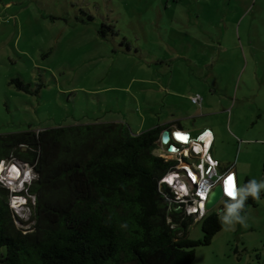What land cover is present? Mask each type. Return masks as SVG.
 Segmentation results:
<instances>
[{
  "label": "rangeland",
  "instance_id": "1",
  "mask_svg": "<svg viewBox=\"0 0 264 264\" xmlns=\"http://www.w3.org/2000/svg\"><path fill=\"white\" fill-rule=\"evenodd\" d=\"M173 119L193 137L219 122L239 141L224 155L238 188L247 174L264 181V0H0V133L106 121L139 133ZM158 143L162 156L179 157ZM2 162L0 184L27 194L32 166L17 162L15 180ZM176 181V196L191 198ZM12 196L17 224L31 229L33 206ZM256 200L244 225L197 245L192 264H264V189ZM197 218L192 239L203 234Z\"/></svg>",
  "mask_w": 264,
  "mask_h": 264
},
{
  "label": "trees",
  "instance_id": "2",
  "mask_svg": "<svg viewBox=\"0 0 264 264\" xmlns=\"http://www.w3.org/2000/svg\"><path fill=\"white\" fill-rule=\"evenodd\" d=\"M165 128L132 133L106 121L0 133V162L23 161L36 174L29 192L21 191L33 206L31 229L17 224L25 221L9 203L15 193L0 184V261L192 264L195 247L210 244L223 225L219 213L206 212L202 236L190 238L195 213L161 182L178 163L158 151Z\"/></svg>",
  "mask_w": 264,
  "mask_h": 264
},
{
  "label": "built area",
  "instance_id": "3",
  "mask_svg": "<svg viewBox=\"0 0 264 264\" xmlns=\"http://www.w3.org/2000/svg\"><path fill=\"white\" fill-rule=\"evenodd\" d=\"M194 103H198L201 101V97L199 95L192 96ZM208 131L211 132L210 128L204 129L195 137H191L190 143L187 145H181L178 147L176 144V140L172 137L169 143H175L177 145V150L169 151V152H176L179 157L177 158L178 162L181 161L185 156H196L199 154H204L206 151L210 149V146L213 141V133L209 136ZM166 145L162 146H167ZM207 159L205 161H201L200 163L192 164V162L186 161L183 163L181 168H177V166L171 169L164 177L161 179V182L169 181L167 176L169 174H174L175 177L181 178L182 183L180 186L182 187L183 184L187 186L190 185L192 188V197L189 198L187 196H176V201L186 202L188 199L190 201L191 207H193L192 212L197 211V204L204 203L206 201L208 193L211 187L218 181L223 180L226 174H218L217 172V165L218 161L213 160L209 154H207ZM170 186V185H169ZM14 189V188H12ZM181 191V190H180ZM189 194V192H187ZM178 194V192H175ZM194 202V205H192ZM201 207V205H200ZM205 208V205H203ZM202 208V207H201Z\"/></svg>",
  "mask_w": 264,
  "mask_h": 264
},
{
  "label": "crops",
  "instance_id": "4",
  "mask_svg": "<svg viewBox=\"0 0 264 264\" xmlns=\"http://www.w3.org/2000/svg\"><path fill=\"white\" fill-rule=\"evenodd\" d=\"M192 96L194 94H191ZM191 102H194L193 99L191 98ZM196 104V103H195ZM160 125H169V128L173 130H188L184 128V126L182 125V123L180 121H178L177 119H173L170 120L168 122H163V123H158ZM157 125V124H156ZM155 126V125H154ZM200 130L197 133V135L202 132L204 129L206 128H210L211 132L214 134L213 135V141L212 144L210 146V149L208 151H206V153L204 154H199L196 156H191L192 159L187 158H183L181 161H179L176 166L177 168H181L183 163L186 162L187 160H189L190 162H192V164H197L200 163L202 160L205 161L207 159V154H209V156L215 161H218V165H217V172L218 174H227L229 171H234L235 168H231V166H227V162L225 160V153L230 151H236L237 146L235 145L234 142L239 143L236 134H233L232 132H228V130H226V127L222 126L219 122H204L202 123L199 127ZM228 137V139L226 140V138H223V136ZM238 141V142H237ZM240 141H242V143H244V139L240 138ZM221 142H223V145L221 146ZM227 143H231L233 145V147H230ZM241 146L238 147V150L240 149ZM234 169V170H233ZM236 174V173H235ZM237 177V174H236ZM239 177V176H238ZM251 178L248 174L245 175L244 179H248ZM253 179V178H251ZM192 205H194V202H192ZM195 206V205H194ZM193 209V207H191ZM212 210V209H211ZM210 210V211H211ZM210 211H208L207 209H205L203 206L201 209H198L195 213L198 214V220L207 212L209 213Z\"/></svg>",
  "mask_w": 264,
  "mask_h": 264
},
{
  "label": "clouds",
  "instance_id": "5",
  "mask_svg": "<svg viewBox=\"0 0 264 264\" xmlns=\"http://www.w3.org/2000/svg\"><path fill=\"white\" fill-rule=\"evenodd\" d=\"M171 131H172V129H171ZM175 131L177 132V131H187V132H189V140H188V142H186V143H183V142H180L177 138H176V136H175ZM190 131H188V130H182V129H179V130H173L172 131V137L176 140V142L178 143V144H180V145H187L188 143H190V141H191V137H190ZM170 145H174V146H176V149L175 150H177V145L175 144V143H169L168 145H167V148H168V151H173V150H171L170 149ZM12 166H15V165H11V166H8V169H7V173H8V176H9V178L10 179H15V180H19L20 178H21V176H22V172H23V169L20 167V171H21V173H19L18 174V176L17 177H15L14 178V176H12V174H11V171H10V168L12 167ZM16 168H18L19 169V167L18 166H15ZM229 172H233L234 173V175H235V179H236V184L238 183V181H237V177H236V174H235V172L234 171H229ZM228 172V173H229ZM1 173V172H0ZM228 173L224 176V180L226 181V176L228 175ZM171 175H173V174H169L168 176H167V178H169ZM177 178V177H176ZM28 180V178H25L24 180H23V182L25 181H27ZM167 183H168V185H170V186H172V184H174L173 182L171 183L170 181H167ZM238 186V185H237ZM236 186V188H235V193H234V195H227L226 193H225V189H224V193H225V195L226 196H228V197H230L231 198V201H234V202H232V203H229L228 205H227V210H226V213H224V214H220V221H221V223H222V225H227V226H232V225H234L235 223H239V224H241V225H244L245 223H246V215H241V212H242V210L244 209V207H245V201L247 200V198L250 196V197H252L254 200H256V199H259L260 198V192H261V190L262 189H264V181H257L256 179H251V180H249L248 181V183L246 184V185H244L243 187H237ZM21 191H22V189H20V188H17V189H15V195H13L12 196V200H14V199H19V198H22L23 199V203H26L27 202V199H26V197H25V194H23V193H21ZM185 195H189L188 193H185ZM12 200H11V202H12ZM16 202H19V201H17V200H15ZM23 203H21V204H23ZM20 205V204H19ZM13 206H15V205H13ZM199 208H197V210H198ZM206 209V208H205ZM196 212V211H195ZM195 212H191V213H195Z\"/></svg>",
  "mask_w": 264,
  "mask_h": 264
},
{
  "label": "water",
  "instance_id": "6",
  "mask_svg": "<svg viewBox=\"0 0 264 264\" xmlns=\"http://www.w3.org/2000/svg\"><path fill=\"white\" fill-rule=\"evenodd\" d=\"M208 134L209 136L212 135L211 132L208 131ZM172 138V131L170 128H165L163 131H162V134H160V140H161V143L162 145H166L167 143L170 142ZM26 148V145L22 146V149H25ZM4 164L6 163V161L3 162ZM9 165H15V166H18L17 165V162L16 161H12V162H8L5 164V167ZM225 180H220L218 182H216L210 189L209 193H208V196H207V199L206 201H204V205H205V208L210 211L218 202H220L221 199L223 198H226L228 200H231L230 197L226 196L225 193H224V189H225ZM238 185V183H237ZM197 208H201L199 204H197Z\"/></svg>",
  "mask_w": 264,
  "mask_h": 264
},
{
  "label": "bare ground",
  "instance_id": "7",
  "mask_svg": "<svg viewBox=\"0 0 264 264\" xmlns=\"http://www.w3.org/2000/svg\"><path fill=\"white\" fill-rule=\"evenodd\" d=\"M3 163V162H2ZM8 166L9 165H7L5 168H8ZM11 169H12V171L11 172H14L17 176H18V174H19V172L21 173V171H20V169H18V168H16L15 166H12L11 167ZM8 172V171H7ZM15 175V176H16ZM177 180V178L175 177V175L173 174V175H171L169 178H168V180L172 183H175L176 184V180ZM179 187V190H181L182 188H184L185 189V191H186V189H188V186L186 185V184H183V186L181 187L180 185L178 186ZM21 199L22 198H19L18 200H19V203L18 204H21ZM17 200V201H18ZM23 200V199H22ZM17 205V204H16ZM201 207L204 205V203L203 202H201ZM19 206V205H18ZM199 209H201V208H199Z\"/></svg>",
  "mask_w": 264,
  "mask_h": 264
},
{
  "label": "snow or ice",
  "instance_id": "8",
  "mask_svg": "<svg viewBox=\"0 0 264 264\" xmlns=\"http://www.w3.org/2000/svg\"><path fill=\"white\" fill-rule=\"evenodd\" d=\"M225 190L228 195H234L235 193V178L233 176H229L225 182Z\"/></svg>",
  "mask_w": 264,
  "mask_h": 264
},
{
  "label": "flooded vegetation",
  "instance_id": "9",
  "mask_svg": "<svg viewBox=\"0 0 264 264\" xmlns=\"http://www.w3.org/2000/svg\"><path fill=\"white\" fill-rule=\"evenodd\" d=\"M177 145H178V147H181V145L180 144H178V143H176Z\"/></svg>",
  "mask_w": 264,
  "mask_h": 264
}]
</instances>
